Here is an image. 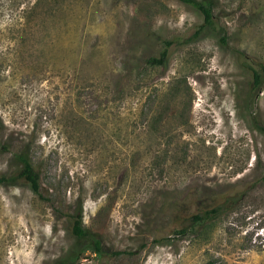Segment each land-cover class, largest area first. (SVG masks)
<instances>
[{
  "label": "rangeland",
  "instance_id": "374dc122",
  "mask_svg": "<svg viewBox=\"0 0 264 264\" xmlns=\"http://www.w3.org/2000/svg\"><path fill=\"white\" fill-rule=\"evenodd\" d=\"M211 1L0 0V264H264V0Z\"/></svg>",
  "mask_w": 264,
  "mask_h": 264
},
{
  "label": "trees",
  "instance_id": "16d2710c",
  "mask_svg": "<svg viewBox=\"0 0 264 264\" xmlns=\"http://www.w3.org/2000/svg\"><path fill=\"white\" fill-rule=\"evenodd\" d=\"M196 9L200 11V13L204 17V23L200 27V29H204L205 27H212L215 28V14H214V5L211 0H182ZM168 48H164L159 56L149 58L147 60L148 64L151 65H165L168 59ZM255 74V85H259L260 80V73L258 70H254ZM19 161L22 163L23 167L18 172V174L8 177V176H0V184L5 183H12L17 181L18 179H23L25 182H27L32 190L40 194L41 191V182H40V174L36 170L31 158L24 153L18 154ZM234 199H228L224 203L211 208L209 210H205L203 213L195 214L191 217V220L194 223H202L206 220H212L214 218H217L220 216L223 211H225L226 207L228 205H231L234 203ZM73 219V226H72V233L78 240H84L87 239L91 243V249L95 254H103L104 253V247L101 238L92 231L88 230L84 226V218H83V210L80 207L77 212L72 215ZM176 234H184L185 229H180L175 231ZM57 264H72L71 260H61Z\"/></svg>",
  "mask_w": 264,
  "mask_h": 264
},
{
  "label": "bare ground",
  "instance_id": "6f19581e",
  "mask_svg": "<svg viewBox=\"0 0 264 264\" xmlns=\"http://www.w3.org/2000/svg\"><path fill=\"white\" fill-rule=\"evenodd\" d=\"M10 235V234H9ZM6 239V238H5ZM5 246V245H4ZM3 254V253H2Z\"/></svg>",
  "mask_w": 264,
  "mask_h": 264
}]
</instances>
